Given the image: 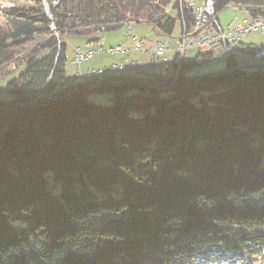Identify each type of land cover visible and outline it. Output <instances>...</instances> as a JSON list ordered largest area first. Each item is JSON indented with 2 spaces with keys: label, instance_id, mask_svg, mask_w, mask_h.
Returning <instances> with one entry per match:
<instances>
[{
  "label": "trees",
  "instance_id": "trees-1",
  "mask_svg": "<svg viewBox=\"0 0 264 264\" xmlns=\"http://www.w3.org/2000/svg\"><path fill=\"white\" fill-rule=\"evenodd\" d=\"M211 1L264 17V0ZM29 2L0 25V106L64 86L66 33L192 22L178 0ZM166 91L105 83L2 112L0 264H264V73Z\"/></svg>",
  "mask_w": 264,
  "mask_h": 264
},
{
  "label": "built area",
  "instance_id": "built-area-1",
  "mask_svg": "<svg viewBox=\"0 0 264 264\" xmlns=\"http://www.w3.org/2000/svg\"><path fill=\"white\" fill-rule=\"evenodd\" d=\"M182 2L183 0H181L180 6H182ZM190 2H195L194 13H189L192 22L189 27L181 22L179 36L174 40V46H183V53H173L171 60L167 57L170 51L168 45H155L154 43L144 45L137 37L126 36L123 37V43L114 47L105 48L98 44H90L85 50L76 48L74 57L69 63L75 71L74 81L63 92L57 93L53 97H59L69 90L77 89L84 82L135 81L156 85L157 88L162 83L182 80L178 78V75L184 71L186 55L193 50L196 51V55L208 56L211 60H215V63L225 60L230 71L264 70V41L249 52L241 50L242 40L245 37L264 33V24H257V18L255 24L236 23V16H234L230 23L221 26L214 13L211 0H209V5H201V2L197 5V0ZM184 5L186 9V3ZM230 7L235 8V6ZM101 52L117 54L121 58L109 68L87 69L85 73H81V64L88 62ZM132 53L142 55V57H146V60L143 58L130 59ZM40 93L42 94V92ZM32 97L29 101L14 98L16 100L14 106L22 103L31 104ZM11 98L12 96L8 92H2V86H0V101Z\"/></svg>",
  "mask_w": 264,
  "mask_h": 264
},
{
  "label": "rangeland",
  "instance_id": "rangeland-1",
  "mask_svg": "<svg viewBox=\"0 0 264 264\" xmlns=\"http://www.w3.org/2000/svg\"><path fill=\"white\" fill-rule=\"evenodd\" d=\"M183 1L188 2L190 0H183ZM198 2L200 3L202 2V0H198ZM203 4H204V1H203ZM29 5H31L29 0H0V25H3L5 23V16H4L5 12L19 10L20 8L26 7ZM241 14L242 13H240L238 9L228 7L220 11L217 14V18L221 26H223L228 21H230L234 16H240ZM179 33H180V26L178 23L175 25V28H174V31L171 37H165L162 34H160L157 30L153 29V27L148 24L134 23V22L125 24L115 31L108 32V33H102V34H92L88 36L87 35L80 36V35L66 33L62 37V41L65 45L66 57L68 61L65 67V71H66L65 82H68L70 78H72V80L74 81L75 71L69 64L72 58L74 57V50L76 48H81L82 50H85V48L89 45V43L94 39H97L96 44H98L101 47H105V48L114 47L116 45L123 43V37L125 36L129 38L137 37L143 42L144 45L153 44L156 41H159L164 45L165 44L168 45V48L170 51L168 52L167 57H169L172 60L173 55H174L173 54L174 51H172L174 49V40L178 38ZM263 41H264V33L263 34H260V33L251 34L242 40L241 50L249 52L250 50L254 49L256 46H260L263 43ZM196 54H197L196 51L193 50L190 54L186 55V59H192L196 56ZM130 57L134 59L135 57H141V56H136V53H132ZM119 58H121L120 55L106 54L104 52H101L97 56H94L88 62L81 64L80 66L81 73H85L87 69L109 68L112 64H115L119 60ZM225 67H226L225 60L222 61L221 63L212 62L203 67L197 68L196 70L193 71L192 75L196 77H202L205 75L220 74L225 69ZM12 69L13 67L11 65H7L5 66L4 73H8V71L12 72ZM252 74H258V72H253L250 74L245 73V76H250ZM229 77H233V76H228L225 78L228 79ZM190 80H192V78L185 79L183 83L191 82ZM60 89L57 90L56 92L60 91ZM74 90L75 92H77L79 88L74 89ZM5 91L8 92L6 89ZM144 91L148 92L147 89H144ZM2 92L4 91L2 90ZM142 92L143 91L141 90L135 89L133 93L141 94ZM168 93H169L168 91L157 92V94H161L162 96H165ZM55 95L56 94L51 96V94H47V93H42V94L37 93L33 95L32 97L33 100L30 101L31 104H28V107H26V103H22L20 106H18V108H21V111H25V110L43 107L48 101H50V99L55 100L56 97H53ZM111 96H112L111 92L104 91L99 96L92 95L90 97L89 95L88 100L96 104L107 105L111 101ZM29 100H31V98L28 99L27 101ZM7 101H9V99ZM14 108L15 107H13L12 110ZM11 112L14 113L15 111H11ZM16 112H18V110H16ZM0 116H3V115H0Z\"/></svg>",
  "mask_w": 264,
  "mask_h": 264
},
{
  "label": "bare ground",
  "instance_id": "bare-ground-1",
  "mask_svg": "<svg viewBox=\"0 0 264 264\" xmlns=\"http://www.w3.org/2000/svg\"><path fill=\"white\" fill-rule=\"evenodd\" d=\"M178 1H179V3H181V0H178ZM203 1H204V4H203ZM201 5H209V0H202ZM235 8L238 9L240 11V13H242L241 16H236V23L255 24L256 23V18H257V24H264V17L248 16V15L244 14V12L242 11L240 6H235ZM186 9L189 10V12L194 13L195 2H190V1L186 2ZM231 20L228 21L227 23H230ZM154 44L155 45H164V44H162L159 41H156ZM172 51H174V53H183V46H174V49ZM212 61L215 62V60H212ZM231 72H237L238 74L245 75V73L250 74V73H253V72L264 73V70H258V71L249 70V71H246V72H243V71H231ZM181 82L183 83L184 80L182 79V80H179V81H169L167 83H162L157 88H156V85L145 84V83H137L135 81H123V82H120V83L134 84V85H139V86H147V87H149V88H151L153 90L166 91V90L174 87L175 85H177V84H179ZM101 84H105V83H103V82H84L78 88L79 89H80V87L81 88H91V87H96V86L101 85ZM106 84H110V83H106ZM3 91L6 92L5 90H3ZM69 92H75V90H69L68 92H66V94H68ZM20 105L21 104L14 106L15 107L14 109H18V111H19V109H21V108H18V106H20ZM26 107H28V106H26ZM10 110H12V108L0 110V115L7 114V113H2V112L10 111Z\"/></svg>",
  "mask_w": 264,
  "mask_h": 264
},
{
  "label": "water",
  "instance_id": "water-1",
  "mask_svg": "<svg viewBox=\"0 0 264 264\" xmlns=\"http://www.w3.org/2000/svg\"><path fill=\"white\" fill-rule=\"evenodd\" d=\"M43 7H44V10H45L46 15L49 17V11H48V8L46 7L45 4H43ZM52 31L54 32L55 36L57 37V34L55 33V31H54L53 28H52ZM212 62H214V61H211L210 63H212ZM214 63H215V62H214ZM204 66H205V65H204ZM201 67H203V66H201ZM196 69H197V68H196ZM196 69H192V70L184 69L183 72L179 73L178 78H179V79H183V80L192 78V80H190V81L193 82V81H196V80H198V79L210 78V77H213V76H215V75H220V74H221V75H233V74H238L237 72H231V71H229V68H228V66L226 65L225 69H224L220 74H212V75H205V76H202V77H196V76L192 75L193 71L196 70ZM70 84H71V83H70ZM70 84H69V85H70ZM180 84H182V82H181ZM69 85H66V86L62 87V89H60V91L51 94V96L54 95V94H57V93L63 92V91L65 90V88L68 87ZM143 87H144V88H147V86H143ZM162 92H163V91H162ZM69 93H73V92H69ZM69 93H68V94H69ZM64 95H67V94H64ZM64 95H62V96H64ZM59 97H61V96H59ZM56 98H58V97H56ZM56 98H55V99H56ZM9 101H10V99H9ZM9 101H7V102H9ZM50 101H52V99H50ZM5 103H6V102H5ZM15 103H16V100H14L13 103H7V104H4L3 106H0V109H10V108H13L14 105H15ZM26 106H28V105L26 104Z\"/></svg>",
  "mask_w": 264,
  "mask_h": 264
},
{
  "label": "crops",
  "instance_id": "crops-1",
  "mask_svg": "<svg viewBox=\"0 0 264 264\" xmlns=\"http://www.w3.org/2000/svg\"><path fill=\"white\" fill-rule=\"evenodd\" d=\"M190 1H191V0H190ZM197 5H199L198 0H197ZM242 11H243V10H242ZM243 12H244V11H243ZM244 14L246 15L245 12H244ZM240 16H241V15H240ZM90 44H92V43L90 42L89 45H90ZM95 44H96V43H95ZM89 45H88V46H89ZM88 46H87V47H88ZM87 47H86V48H87ZM86 48H85V49H86ZM241 49H242V48H241ZM243 52H246V51H243ZM130 56H131V55H130ZM136 56H141V57H135L136 59L143 58V60H146V57H142V55H136ZM129 58H131V57H129ZM131 59H133V58H131ZM119 60H120V58H119ZM119 60H118V61H119ZM118 61H117V62H118ZM65 74H66V71H65ZM72 82H73V80H72V78H70V80H69L68 82H65V83H64V86L69 85V84L72 83ZM64 86H63V87H64Z\"/></svg>",
  "mask_w": 264,
  "mask_h": 264
}]
</instances>
